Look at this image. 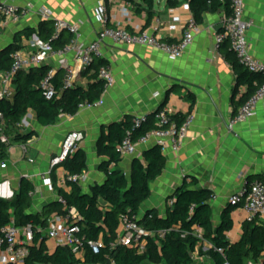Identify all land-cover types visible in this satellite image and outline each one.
Listing matches in <instances>:
<instances>
[{
	"label": "crops",
	"instance_id": "1",
	"mask_svg": "<svg viewBox=\"0 0 264 264\" xmlns=\"http://www.w3.org/2000/svg\"><path fill=\"white\" fill-rule=\"evenodd\" d=\"M5 1L21 8L31 4L34 10L21 23L0 28V50L10 46L17 34L27 29L38 30L45 21L41 17L42 11L51 12L52 22L62 20L79 26L80 41L86 44L92 42L103 28L99 21L102 6L108 11V27L123 28L132 34L148 33L162 42L181 41L193 19L189 5L183 0L177 8H168V0H154V15L149 24L147 7L142 0ZM224 15L221 12L205 16L203 24L197 25L193 44L181 59H173L150 47L114 45L107 41L103 61L110 67L116 84L102 95L103 105L81 109L74 117L61 116L52 127H41L35 113L30 112L26 118L27 130L34 131L36 135L24 144L27 153L23 144H17L5 161L0 160V199L14 198L21 181L28 179L36 188L31 198V213H41L55 204L60 198L59 188L64 185L65 169L62 167L56 171V186L52 180L51 185L45 182L42 176L50 172L52 159L61 152L64 139L73 131L85 134L80 148L87 155L88 168L84 172L85 182L81 185L84 192L90 194L91 188L103 184L106 178L99 170L104 160L98 150L102 130L122 122L127 116L138 118L158 111H171V115L193 114L195 122L182 150L174 153L168 149L164 153L167 158L165 171L151 184V197L143 204L139 216L143 219L145 215L156 212L165 218L169 198L189 178L197 180L195 189L213 192L211 206L214 223L218 225L231 197L245 182H264V101L259 104L254 117L237 126L233 134L227 131L229 120L243 104L241 99L247 87L238 86L237 72L228 59L229 44L218 50L215 48V34L222 29ZM245 18L253 23L248 33L253 55L264 63V0H247ZM68 37L74 38L64 32L63 41ZM35 38L38 37L22 38V53L37 51ZM65 58L77 73L75 86L86 88L89 79L83 75L74 55L69 54ZM61 59L54 56L45 65L58 72ZM189 95L193 96L194 103H191ZM150 147L139 146L135 156L125 158L120 164L127 177L131 176L134 160L141 159L143 152ZM246 219L243 211L234 210V229L227 234L229 241L239 240ZM207 244L211 246L209 243L205 246ZM47 246L49 251L57 248L56 243L49 239ZM259 264H264V256Z\"/></svg>",
	"mask_w": 264,
	"mask_h": 264
},
{
	"label": "trees",
	"instance_id": "2",
	"mask_svg": "<svg viewBox=\"0 0 264 264\" xmlns=\"http://www.w3.org/2000/svg\"><path fill=\"white\" fill-rule=\"evenodd\" d=\"M189 5L193 19L197 25L204 22L206 15L224 12L231 13V0H183ZM147 7L148 24L153 18L154 0H142ZM181 0H168V8H177ZM140 12L141 9H138ZM37 36L43 43H48L55 49H62L71 42V37L63 41V34L55 39V22L43 21L38 30L27 29L17 34L13 43L0 50V72L10 71L14 56L23 50L22 38L27 40ZM228 59L231 61L238 76V86H246L247 91L241 103L247 101L254 89L264 83V76L250 73L238 62L231 50ZM106 65L99 60L92 64L83 75L89 82L86 88L75 86L62 91L63 72H56L52 84L59 92L54 100H47L41 84L48 75L51 67L43 65L28 71L19 72L14 81L12 99H0V113L3 114L8 127V134L13 137V143L26 144L36 135L27 130L21 133L18 125L22 124L30 112H34L41 127L55 126L61 116H76L84 105L98 102L104 92V82L99 78V69ZM92 74H89L91 73ZM191 103L194 98L189 95ZM158 113V112H157ZM156 113V114H157ZM148 115L139 127L136 117L127 116L122 122L110 125L102 130L98 150L104 158L99 170L105 175V182L91 188L87 194L81 183L71 180L75 175H82L88 168L85 151L78 148L66 160L62 167L65 169V182L59 188V199L51 207L38 214L31 213L32 199L30 194L36 188L32 181L23 179L19 191L12 201L0 199V230L11 224L19 228L31 226L34 232L33 245L29 247L30 254L25 264H254L260 263L264 256V222L258 218L245 220L239 240L229 241L227 234L234 229L233 212L235 207L229 205L221 215V221L215 225L211 202L213 192L197 190L196 179H185L184 182L169 198L165 218L155 212L147 214L139 220V224L156 234L150 238L144 254L137 249L118 246L113 247L118 239L120 220L125 215L138 216L143 204L151 197V184L159 179L166 168L167 158L159 146L146 149L141 159H135L131 176L127 177L120 169L124 161L119 147L123 140L130 136L138 142L149 132L166 129L168 126L157 124L155 115ZM188 115V114H187ZM187 115L176 113L170 116V122L182 124ZM6 148L0 147V160L8 157ZM56 170L51 171L52 183L56 186ZM67 188V189H66ZM74 209L81 217L79 223L87 251L82 258L76 257L71 249L57 247L49 251L47 246L48 218L51 213L65 214ZM164 231L165 237L159 239L157 233ZM201 232L202 238L196 236ZM102 240L104 247L95 255L88 247L89 243ZM205 243L212 247L205 249ZM221 249L223 253L216 250ZM207 259L197 262L194 255ZM13 264V263H12Z\"/></svg>",
	"mask_w": 264,
	"mask_h": 264
},
{
	"label": "built area",
	"instance_id": "3",
	"mask_svg": "<svg viewBox=\"0 0 264 264\" xmlns=\"http://www.w3.org/2000/svg\"><path fill=\"white\" fill-rule=\"evenodd\" d=\"M247 0H231V13L224 15L222 19V29L215 34V48L218 50L224 44H229L231 50L236 55L238 62L247 71L253 74L264 76V63L257 60L253 55V47L249 39L248 33L253 27L252 21L246 20ZM34 10L29 4L26 7H18L8 1L0 0V28H6L9 25H17ZM41 17L45 21L52 20L50 11H42ZM99 21L102 29L98 31L96 37L89 44L80 41V28L77 25L58 20L55 22V39H59L64 32L70 33L74 38L62 49H55L48 43H43L35 38L36 52L22 53L18 52L14 56V63L8 72H0V83L2 91L0 99H12L14 95L13 81L16 75L21 71H28L32 68L43 66L47 61L54 57H62L59 68L63 72L62 91L70 90L75 87L77 73L75 68L65 58L69 54L74 55L76 63L82 71H86L88 67L99 60H103V50L107 41L114 45L150 47L159 50L163 54L173 58H183L194 41V33L197 31V24L192 19L186 28L185 34L181 41L178 42H162L157 36L148 33L132 34L123 28L108 27L109 16L105 6L99 9ZM57 70L51 69L43 80L41 88L43 89L47 100H54L59 96V92L52 84V79ZM99 78L104 82L103 96L112 89L115 84L114 75L108 65H104L99 69ZM102 96V97H103ZM93 105H84L81 109L99 107L103 105V98ZM264 101V83L259 84L251 97L237 109L235 115L227 124V131L231 134L235 132L237 126L246 123L257 113L258 106ZM171 111H158L155 115L157 124L160 126L167 125L166 129H157L149 132L138 142H134L130 136L126 137L119 152L122 158H128L137 154L138 147L159 146L165 153L171 149L174 153H179L185 143L189 130L195 122V116L189 114L182 124L170 122ZM145 120V117H138L135 120L136 126L139 127ZM29 126L26 119L18 129L24 133ZM8 127L4 116L0 113V147L6 148V152L10 154L15 150L17 144L13 143V137L8 134ZM85 140V134L81 131H73L69 133L62 144L61 152L51 161L50 172L43 175L42 178L51 185V171L62 169V164L68 160L74 152L81 146ZM24 152L27 149L23 144ZM33 161H31L32 163ZM73 181L85 182V175H75L70 178ZM65 177L63 178V184ZM35 192L30 194L33 198ZM60 202L65 205L62 199ZM230 205L243 211L247 219L252 220L258 218L264 222V182L260 180L245 182V184L231 197ZM151 219V215H145ZM140 216L125 215L121 218L117 230L118 239L113 247L123 246L137 249L139 254H144L150 238L156 236L154 232L149 231L139 224ZM81 222L80 215L70 209L65 214H52L48 218L47 237L50 241L56 243L57 247L71 249L72 253L82 258L87 246L84 243L82 230L79 225ZM159 239L165 237V232L157 233ZM196 236L201 239L200 231ZM34 232L31 226L19 228L15 223H11L0 230V264H25L30 254L29 247L33 245ZM89 249L98 255L104 247L102 240L88 244ZM212 246H209L211 248ZM223 253L221 249L216 250ZM248 264H254L249 262ZM259 264V263H258Z\"/></svg>",
	"mask_w": 264,
	"mask_h": 264
},
{
	"label": "rangeland",
	"instance_id": "4",
	"mask_svg": "<svg viewBox=\"0 0 264 264\" xmlns=\"http://www.w3.org/2000/svg\"><path fill=\"white\" fill-rule=\"evenodd\" d=\"M11 189H13L12 187H10ZM156 213V212H155ZM209 248V245L207 244L206 246H205V249L204 250H206V249H208ZM194 258L197 260V262H200V263H203V262H205V261H208L207 259H204V258H202V257H199V254L198 253H196L195 255H194Z\"/></svg>",
	"mask_w": 264,
	"mask_h": 264
},
{
	"label": "water",
	"instance_id": "5",
	"mask_svg": "<svg viewBox=\"0 0 264 264\" xmlns=\"http://www.w3.org/2000/svg\"><path fill=\"white\" fill-rule=\"evenodd\" d=\"M6 48V47H5ZM137 159V158H136ZM63 165V164H62ZM61 165V166H62ZM56 170V169H55ZM177 190V189H176ZM1 199L2 200H5V201H12L13 200V196H10V197H8V198H6V197H1Z\"/></svg>",
	"mask_w": 264,
	"mask_h": 264
},
{
	"label": "bare ground",
	"instance_id": "6",
	"mask_svg": "<svg viewBox=\"0 0 264 264\" xmlns=\"http://www.w3.org/2000/svg\"><path fill=\"white\" fill-rule=\"evenodd\" d=\"M4 195V194H3Z\"/></svg>",
	"mask_w": 264,
	"mask_h": 264
}]
</instances>
